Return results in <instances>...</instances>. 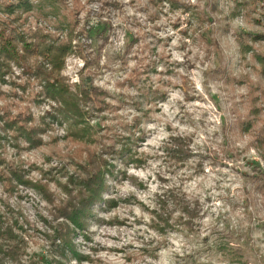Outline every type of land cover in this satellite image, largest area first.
Here are the masks:
<instances>
[{"label": "clouds", "instance_id": "1", "mask_svg": "<svg viewBox=\"0 0 264 264\" xmlns=\"http://www.w3.org/2000/svg\"><path fill=\"white\" fill-rule=\"evenodd\" d=\"M14 12L28 21L12 41L22 54L34 33L70 41L58 75L77 97L91 77L97 99L80 108L91 113L87 124L103 123L96 163L112 171L82 227L69 219L79 202L56 211L60 201L37 185L59 194L51 178L61 176L45 178V170L72 171L65 159L75 117L46 93L32 102L31 87L26 103L7 99L13 91L24 96L12 81L35 85L38 77L22 76L24 67L0 56L11 68L0 83V115L15 119L27 108L26 127L40 129L28 140L0 123V264H39L41 251L53 264H264V180L246 163L264 168V75L254 70L257 49L247 47L264 45L249 35L264 31V0H22ZM0 19H8L6 3ZM100 23L109 29L95 43L77 35ZM42 59L33 52L21 63ZM51 67L45 62L42 71ZM17 220L27 231L12 233L23 242L7 233Z\"/></svg>", "mask_w": 264, "mask_h": 264}, {"label": "trees", "instance_id": "2", "mask_svg": "<svg viewBox=\"0 0 264 264\" xmlns=\"http://www.w3.org/2000/svg\"><path fill=\"white\" fill-rule=\"evenodd\" d=\"M0 3H6V10L8 12V19H0V56L6 57L9 60H15L18 67H24L30 72V74H35L38 77V80L43 82L42 93H46L49 97L60 102L61 107L58 111L66 117H75L73 130L70 133L72 136V143H75V145L72 147L73 151L66 154L65 162L68 165L74 166L76 169L71 175H68L69 173L66 172L65 167H62L61 169L58 168L56 169L58 172L59 170L62 171L59 172V174L63 173L69 177L66 182L55 181V177H52L51 180L54 181L56 183V187L61 190L60 194L62 198L59 199L60 204L57 205L56 211L59 212L62 208H74L75 204L79 202L81 204L80 209L78 211H73L70 214L69 219L73 225L82 227V217L89 215L91 205L99 201L100 192L106 190L103 183L104 173L112 171V168L107 165L106 161H101V163L104 164L103 168L97 166L96 163L99 153L104 150L99 148V141L102 138L97 135L98 133L104 132V125L101 124L99 126H93L87 124L84 117L90 116L89 112H84L80 108L81 102L87 103L95 101L97 99L98 90L92 88L91 85H86L79 90V97L68 92L67 86L58 75L59 68L63 66L62 53L70 47V41L67 39L60 40L59 36L54 37L50 34L41 35L34 33L33 35L39 36V38L33 39L31 42H24L23 54L21 51H18L17 46L12 43L17 31L16 26L21 22V20L24 24L28 23L26 18H23L14 12L16 7L22 5V0L20 4L17 3V0H13L12 3L10 0H0ZM73 24H75V21ZM20 39L22 42L24 41V37L22 35L20 36ZM33 52H38L43 59L32 66L22 64L21 61L24 59L25 55ZM45 62L51 64L52 67L42 71V66ZM257 62L260 65H264V59L261 57ZM149 70L150 66L146 67L144 70L145 74ZM10 72L11 68L5 62H0V83L6 82L3 78ZM136 80L139 82L138 75L136 76ZM22 88L25 90L24 87ZM149 91L151 90L149 89ZM0 95L4 94L0 93ZM14 96L18 95L16 94ZM14 96L8 95V99L10 100V98ZM23 98L24 97H20V99ZM100 104L101 106L99 112H101L104 108L102 101ZM9 115L10 114L8 112H4L3 115H0V123H3L4 129H15L20 135L26 137L28 140H32L34 133L40 130L36 128L29 129L26 127L27 123L33 120L30 113L20 112L15 119H7ZM48 116H51V114H48ZM52 119H56V117L52 116ZM81 123H84L83 128L80 127ZM4 139H6V137L0 136V140ZM180 150V148H173L169 149V152L178 153ZM81 151H84V156L81 154ZM261 157L264 159V154H262ZM3 163V161H0V164ZM51 170H45V177H47L48 173H51ZM255 173L258 180H264V168H258ZM11 175H15L17 176V179H19L16 171H13ZM23 182L24 181L21 180V183ZM37 186L40 190L44 191L50 199L53 197L55 198V192L49 193L47 186ZM112 203H115V201H112ZM0 223H2V220H0ZM18 224L19 223H17V221H14V223L7 229V233L11 239H20L21 242H23L22 238L12 233L13 227H16L19 232L23 231V227ZM58 233L59 227L55 229L54 235H57ZM65 246L71 248V242L69 240H65Z\"/></svg>", "mask_w": 264, "mask_h": 264}, {"label": "rangeland", "instance_id": "3", "mask_svg": "<svg viewBox=\"0 0 264 264\" xmlns=\"http://www.w3.org/2000/svg\"><path fill=\"white\" fill-rule=\"evenodd\" d=\"M10 1H11V3L13 2V0H10ZM74 21L75 20H73V22ZM77 23H78V21H75V24H77ZM108 29H109V25L107 23H100L95 28H93V29H91V30H89L87 32L84 29H80L79 32L77 33V35L78 36H82V37H86L87 39H89L93 43H95L101 36H104L108 32ZM44 34H48V33H44ZM249 35H251L253 37L261 38V37H264V31L254 30L251 33H249ZM54 37H57V36H54ZM128 38H129V42L130 43H135L136 38L133 37L131 35V33H129V37ZM208 43H211V41H208ZM88 47H92V44H89ZM247 47H249V48H256L257 49V54L254 57V59L256 61L260 60V57L264 59V45L256 46L255 45V41H253L251 44L247 45ZM19 67H21V66H19ZM254 70L256 72L264 75V65H262V64L260 65L257 62V66L254 68ZM21 75L22 76H29L30 77L31 75H35V74H33V73L30 74V72L25 69L24 72L21 73ZM17 79H19V77H17ZM5 83H8V81H6ZM84 84L85 85H91V77L86 78L84 80ZM11 86L13 88H19L20 89V92H23L24 93V96H21L19 93L13 91V92H10V93L7 94V99H8V95L14 96V95L17 94L19 97L18 96H14V97H11L10 100H13L14 101L16 99H19L22 104L23 103H26L27 101H26L25 97L28 96V89H29V87H31V88H33V93H32V95L30 97L31 101L32 102H35L37 104L41 103L40 97L43 94L42 93V90H43V82H41V80H37V82H36L35 85L31 84L30 82H26L25 84H16L15 81H12L11 82ZM37 86H39L41 88V91H39V92L35 91V88ZM22 87H24L25 90ZM20 97H24V98L23 99H20ZM212 99L215 100L216 97H212ZM100 106H101V104H100V102H98L96 104V109H95L96 112H99ZM23 113H28L29 114L30 112H29V110L27 108H25V110L23 111ZM48 114H51V113H48ZM89 115L91 116V113L90 112H89ZM44 118L45 117H41V121H43ZM104 119H107V117H105ZM101 124L103 125L102 122H97V124H95L93 126H99ZM74 145H75V143H72V147ZM72 147H71V150L68 153H71V151H73V148ZM77 153H79V152H77ZM81 154L84 156L85 155L84 154V151H81ZM261 159H262V157H261ZM246 163H247V166L252 169L253 173H255V171L258 168L259 169H262V167L260 166L259 160L247 161ZM66 165H68V164L66 163ZM59 168L61 169L62 167H59ZM71 169H72V171L70 173L68 172L69 173L68 175H71L76 168L74 166H71ZM49 170H51V169H49ZM53 171H56L57 172V175H60L61 176V182H66V180H63V175H65V174H63V173H60L59 174V172H62L61 170H59V172L56 169L51 170V172H53ZM0 176H1L0 179H4V177H2V174ZM45 178H48V175ZM254 179H257L258 180V177L257 176H254ZM23 183H25V182H23ZM60 193H61V190L60 189H59V194L55 193V198L58 199V200L60 198H62ZM37 220H39L41 224L46 225L48 227H51L52 226L49 218L47 216H44L43 214L37 215ZM17 223H19L18 220H17ZM120 223L123 224L124 221H120ZM18 225L21 226L20 224H18ZM61 226H63V225H61ZM61 226H56L54 228V231H55V229L57 227H61ZM21 227H23V226H21ZM26 231L27 230L23 228V231L22 232H26ZM37 231L38 232H45V229L38 228ZM54 231H53V233H50V234L46 233V234L49 235V237H51L52 235H54ZM17 232L19 233L18 230H17ZM36 255L39 257V264H53V260H50L47 257H45L43 255V251H41L40 253H37Z\"/></svg>", "mask_w": 264, "mask_h": 264}]
</instances>
